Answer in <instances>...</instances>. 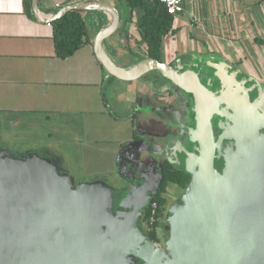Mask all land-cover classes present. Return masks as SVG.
I'll use <instances>...</instances> for the list:
<instances>
[{"label": "water", "instance_id": "water-1", "mask_svg": "<svg viewBox=\"0 0 264 264\" xmlns=\"http://www.w3.org/2000/svg\"><path fill=\"white\" fill-rule=\"evenodd\" d=\"M85 7L66 5L44 17L32 0L33 13L48 23ZM98 54L116 72L156 69L193 97L189 144L170 139L164 149L190 175L185 188L176 184L179 193L163 194L164 242L151 238L141 217L163 180V163L153 184H138L121 176L120 155L125 189L104 177L73 180L49 150L0 147V264H264V83L215 56L202 80L196 67L180 71L151 58L122 68L101 40ZM221 157L219 170L214 159Z\"/></svg>", "mask_w": 264, "mask_h": 264}, {"label": "crops", "instance_id": "crops-1", "mask_svg": "<svg viewBox=\"0 0 264 264\" xmlns=\"http://www.w3.org/2000/svg\"><path fill=\"white\" fill-rule=\"evenodd\" d=\"M36 2L44 17L66 5H86L80 9L85 42L59 57L51 23L29 15L25 0H0V143H18L22 152L49 150L67 170L65 155L75 154L78 180L110 179L120 155L126 156L121 169L137 164L152 175L168 161L170 139L189 144L190 93L156 69L116 72L99 57L101 40L122 68L148 58L138 28L141 7L130 10L127 0ZM212 56L264 83V0L185 1L162 38L161 62L180 71L196 67L203 80Z\"/></svg>", "mask_w": 264, "mask_h": 264}, {"label": "trees", "instance_id": "trees-1", "mask_svg": "<svg viewBox=\"0 0 264 264\" xmlns=\"http://www.w3.org/2000/svg\"><path fill=\"white\" fill-rule=\"evenodd\" d=\"M130 10L141 7L143 16L138 20V28L146 44L148 58L161 61L162 38L172 31L173 15L167 12L166 7L160 0H127ZM25 9L29 15H34L32 0H25ZM54 30L55 52L57 56L65 58L72 55L85 42V21L80 9H68L62 16L51 22ZM163 180L159 190L151 202H157L156 221L151 224L150 236L157 240V227L159 219L163 218L167 199L163 196L170 182L179 184L185 188L189 182L190 175L183 170H176L166 162L163 168ZM150 206V205H149ZM147 207L144 216L149 221L150 208Z\"/></svg>", "mask_w": 264, "mask_h": 264}, {"label": "flooded vegetation", "instance_id": "flooded-vegetation-1", "mask_svg": "<svg viewBox=\"0 0 264 264\" xmlns=\"http://www.w3.org/2000/svg\"><path fill=\"white\" fill-rule=\"evenodd\" d=\"M191 97V98H190ZM189 98L191 100H193V97L192 95L190 96ZM219 117L218 116H214L212 121H213V130H214V134L217 138L218 134L221 132V130H219L218 127H216V124H217V121H218ZM222 120H224L222 118ZM139 137H134L133 140H138ZM166 162H169V161H165L162 165V171H163V168H164V165ZM170 163V162H169ZM171 164V163H170ZM172 165V164H171ZM214 165L217 169H221L222 168V165H223V159L222 157L221 158H215L214 159ZM173 166V165H172ZM174 169L176 170H181L180 168L176 167V166H173ZM157 169V168H156ZM156 169H153L152 170V175L147 173L146 171H139V170H136V169H130L129 166L126 167V169L124 170H121V176L126 179V180H133V181H137L138 184H144L145 182L147 184H153L155 179H156V175L158 174V171ZM141 175V176H140ZM137 177V178H135ZM163 177H164V174H163ZM128 181H122L120 186L123 187V188H127L128 187ZM162 182V181H161ZM160 182V184H161ZM160 187V185H159ZM159 187H158V190H159ZM148 207V206H147ZM147 207L144 208V210L142 211V214H141V217L142 219H145L144 216L146 214V210H147ZM159 226V225H158ZM158 228V227H157Z\"/></svg>", "mask_w": 264, "mask_h": 264}, {"label": "rangeland", "instance_id": "rangeland-1", "mask_svg": "<svg viewBox=\"0 0 264 264\" xmlns=\"http://www.w3.org/2000/svg\"><path fill=\"white\" fill-rule=\"evenodd\" d=\"M26 140V137H24V138H21V141L22 142H24ZM0 147H2V148H7L8 150H12V151H17V152H22V149H20V146H19V144L18 143H15V142H11V141H9V140H7V141H4L3 143H0ZM66 157V159H67V161L68 162H70V166H69V170H68V172H69V175H70V177L71 178H73V180H78L79 178H80V170L78 169V166H77V164H76V162H77V156L74 154L73 156L72 155H65ZM65 159V160H66ZM70 160V161H69ZM88 180V179H87ZM90 180V179H89ZM108 182H110V183H112V184H117V185H119V184H121V182L122 181H120V177L117 175V174H115L113 177H111L110 179H108ZM179 191H180V188H178V186L175 184V185H170L167 189H166V192L167 193H173V192H176V193H179ZM145 222H146V220L145 219H143ZM161 223H159V226H158V228H157V240L156 241H158V242H164V240L162 239L163 237V235H159L158 234V229H160L159 230V233L161 232ZM161 237V238H160Z\"/></svg>", "mask_w": 264, "mask_h": 264}, {"label": "built area", "instance_id": "built-area-1", "mask_svg": "<svg viewBox=\"0 0 264 264\" xmlns=\"http://www.w3.org/2000/svg\"><path fill=\"white\" fill-rule=\"evenodd\" d=\"M167 9V12L173 16H176L184 11V5L186 0H160ZM149 221H146L149 227V231L152 229L151 224L156 221L157 217V202L150 203ZM161 218L159 219V221ZM159 225V224H158Z\"/></svg>", "mask_w": 264, "mask_h": 264}]
</instances>
